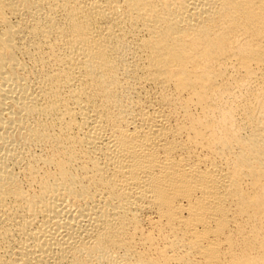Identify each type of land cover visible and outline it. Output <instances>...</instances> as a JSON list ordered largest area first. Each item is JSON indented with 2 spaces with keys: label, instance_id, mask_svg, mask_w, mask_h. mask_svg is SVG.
Returning <instances> with one entry per match:
<instances>
[{
  "label": "bare ground",
  "instance_id": "bare-ground-1",
  "mask_svg": "<svg viewBox=\"0 0 264 264\" xmlns=\"http://www.w3.org/2000/svg\"><path fill=\"white\" fill-rule=\"evenodd\" d=\"M0 264H264V0H0Z\"/></svg>",
  "mask_w": 264,
  "mask_h": 264
}]
</instances>
